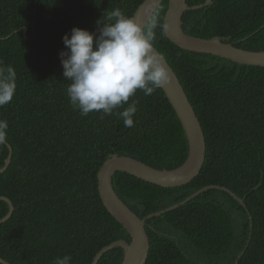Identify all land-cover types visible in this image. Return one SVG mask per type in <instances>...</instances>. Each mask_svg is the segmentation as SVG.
<instances>
[{
    "label": "trees",
    "instance_id": "1",
    "mask_svg": "<svg viewBox=\"0 0 264 264\" xmlns=\"http://www.w3.org/2000/svg\"><path fill=\"white\" fill-rule=\"evenodd\" d=\"M145 0H0V62L16 72L13 100L0 107L9 124L11 165L0 173V196L13 216L0 226V257L11 264H92L106 246L131 242L104 206L98 173L113 155L157 169H174L188 156L181 122L162 89L138 92L134 126L115 112L82 116L69 102L60 52L73 28L97 32V22L120 9L134 16ZM190 6L207 0H187ZM169 0L155 13L165 20ZM184 31L264 51V0H212L183 17ZM155 48L179 77L203 127L207 156L189 184L163 188L118 172L113 186L141 218L217 186L146 222V264H264V67L247 66L174 45L157 29ZM131 99L129 102H131ZM127 107V105H125ZM122 110L118 109L117 111ZM0 145V169L9 155ZM9 212L0 200V220ZM123 250L98 264H121ZM1 264V263H0Z\"/></svg>",
    "mask_w": 264,
    "mask_h": 264
},
{
    "label": "clouds",
    "instance_id": "2",
    "mask_svg": "<svg viewBox=\"0 0 264 264\" xmlns=\"http://www.w3.org/2000/svg\"><path fill=\"white\" fill-rule=\"evenodd\" d=\"M106 19V23L97 22V32L76 27L64 35L67 50L59 56L63 76L69 81L66 93L82 116L115 112L126 127H133L138 101L131 98L138 92L151 96L171 83L172 74L155 51L157 29L160 36H165L169 25L154 13L141 26L118 8L109 12ZM16 90L14 67L0 62V107L13 100ZM8 129V122L0 120V145L7 142ZM53 264H72V257H56Z\"/></svg>",
    "mask_w": 264,
    "mask_h": 264
},
{
    "label": "water",
    "instance_id": "3",
    "mask_svg": "<svg viewBox=\"0 0 264 264\" xmlns=\"http://www.w3.org/2000/svg\"><path fill=\"white\" fill-rule=\"evenodd\" d=\"M163 1L145 0L133 16L136 22L141 26L147 24L150 15L156 12ZM169 1V9L164 22L169 25V31L166 37L174 45L189 52L208 54L241 65L264 67V51L246 50L219 38L203 39L191 36L184 31V14L187 11L198 10L208 6L212 0H207L204 4L197 6H190L187 0ZM155 51L164 59L172 74L171 83L162 90L171 103L184 129L188 141V156L182 165L170 170L157 169L132 157L120 155H113L103 164L98 173V188L102 202L108 212L127 230L131 236V242L120 240L106 246L96 255L92 264H98L104 254L115 248H121L123 250L124 256L121 264H146L150 253V240L146 230L147 220L173 211L208 190L222 189L246 208L244 200L231 190L217 186H209L197 191L181 203L151 214L143 219L115 191L113 178L118 172L128 173L138 179L163 188L182 187L192 182L201 173L206 161L207 141L195 109L174 69L156 48ZM7 146L9 155L5 161V166L0 169L1 174L7 171L13 158V148L9 144ZM0 200L6 202L9 206L8 214L0 220L1 226L11 219L15 207L13 202L7 197L0 196ZM0 263L11 264L1 257Z\"/></svg>",
    "mask_w": 264,
    "mask_h": 264
}]
</instances>
